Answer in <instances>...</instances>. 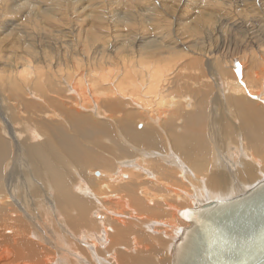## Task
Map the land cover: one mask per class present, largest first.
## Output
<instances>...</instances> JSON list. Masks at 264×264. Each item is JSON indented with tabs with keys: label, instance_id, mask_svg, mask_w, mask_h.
<instances>
[{
	"label": "bare ground",
	"instance_id": "6f19581e",
	"mask_svg": "<svg viewBox=\"0 0 264 264\" xmlns=\"http://www.w3.org/2000/svg\"><path fill=\"white\" fill-rule=\"evenodd\" d=\"M148 61L143 62L142 72L147 80L141 82L133 76L123 81L125 73L124 78L114 79L112 89L101 90V81L115 76L113 72L99 75L91 83L95 105L85 92L78 94L72 88L77 96L68 94L66 104L55 102L52 107L29 110L33 114L27 119L28 115L16 118L18 123L25 120L26 136L36 142L22 149L23 138L15 141L19 133L11 137L18 148L14 161L12 142L0 127V264H103L102 256H107L106 264H172L174 246L190 226L176 214L181 217V210L230 199L264 180L262 86L258 90L256 80L250 84L242 68L239 75L246 77L245 83L237 76L226 83L228 109L208 112L210 102L205 98L193 104L189 95L173 94L171 88L169 92V72ZM19 82L29 78L21 75ZM79 83L84 85L81 79ZM40 95L48 102L54 99L46 96L47 91ZM128 97L140 107L143 130L124 117L129 116L123 107ZM31 104H23L22 109ZM96 107L117 115L119 123L97 121L90 113ZM29 125L36 131L31 132ZM221 135L224 140L226 136L240 140L237 150L243 157L237 170L224 167L219 150L212 146ZM106 146L111 151H105ZM25 153L26 166L21 167ZM169 153H175L173 162L158 157ZM44 217L49 223L42 226L46 232L38 225ZM59 250H67L68 255L62 258L64 252Z\"/></svg>",
	"mask_w": 264,
	"mask_h": 264
},
{
	"label": "rangeland",
	"instance_id": "374dc122",
	"mask_svg": "<svg viewBox=\"0 0 264 264\" xmlns=\"http://www.w3.org/2000/svg\"><path fill=\"white\" fill-rule=\"evenodd\" d=\"M148 60L169 72L171 84L166 88L169 92L189 95L193 104L206 99V103L210 102L207 103L208 112L214 109L220 114L229 96L226 83L237 77L245 83L246 77L239 75L242 68L247 71L250 84L256 80L259 83L257 89L260 90L261 86L264 89V0H0V109L3 111L0 113L6 116L3 119L0 115V120H5V124L0 122V127L7 132L6 135L3 133L4 137L12 142L13 161L18 157V148L11 137L19 133L15 141L23 138L24 141L19 142L22 149L27 148L28 143L36 142L26 136L28 130H23L25 120L19 124L16 118L22 120L28 115L24 118L27 119L34 109L52 107L55 102L66 104L68 94L77 96L81 90L95 105L91 83L99 75L113 72L115 76L102 80L101 90L104 87L112 89L114 79L124 78L125 73L127 77L123 81L133 76L134 80L141 82L147 80L142 72L145 69L143 64ZM21 75L29 78V82H19ZM79 79L83 80V86ZM72 88L76 94L70 91ZM46 91L47 97L54 98L49 97V102L40 95ZM128 98L123 107L129 116L124 117L135 129L143 130L145 120L137 113L140 107L133 105ZM215 98L219 99L218 105H213ZM28 102H32V106L22 109ZM184 109L190 110L191 107ZM90 113L96 115L97 121L119 123L117 115L110 116L105 109L99 112L96 107ZM228 115L232 118V112ZM218 126L222 133L221 125ZM26 127L31 132L36 131L33 126ZM206 127L208 129L209 125ZM35 136H39L37 141L42 140L41 135ZM122 137L125 138L123 134ZM226 138L224 140L221 135L217 146H212L219 150L224 167L237 170L243 157L237 150L240 140ZM104 150L111 151L109 146ZM173 154L158 157L173 162ZM22 156L25 163L19 161L24 167L26 153ZM7 165L10 171L12 161L10 166ZM98 171L95 170L94 174ZM176 217L189 223L178 214ZM38 225L46 232L43 227H49L48 218H42ZM141 227L146 229L144 225ZM59 252L66 254L63 253L62 258L68 255L67 250ZM106 258L99 259L106 264Z\"/></svg>",
	"mask_w": 264,
	"mask_h": 264
},
{
	"label": "water",
	"instance_id": "95a60500",
	"mask_svg": "<svg viewBox=\"0 0 264 264\" xmlns=\"http://www.w3.org/2000/svg\"><path fill=\"white\" fill-rule=\"evenodd\" d=\"M180 216L190 226L174 246L172 264H264V180Z\"/></svg>",
	"mask_w": 264,
	"mask_h": 264
}]
</instances>
